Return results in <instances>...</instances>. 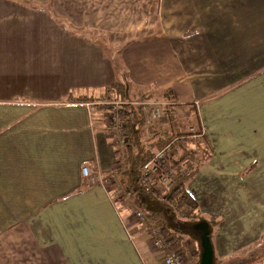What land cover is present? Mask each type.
I'll use <instances>...</instances> for the list:
<instances>
[{"label": "crops", "instance_id": "obj_1", "mask_svg": "<svg viewBox=\"0 0 264 264\" xmlns=\"http://www.w3.org/2000/svg\"><path fill=\"white\" fill-rule=\"evenodd\" d=\"M119 75L195 106L186 189L216 221V264L264 241V0H0V264H165L132 226L105 120L72 100ZM174 242L195 264L197 242Z\"/></svg>", "mask_w": 264, "mask_h": 264}, {"label": "trees", "instance_id": "obj_2", "mask_svg": "<svg viewBox=\"0 0 264 264\" xmlns=\"http://www.w3.org/2000/svg\"><path fill=\"white\" fill-rule=\"evenodd\" d=\"M119 63L117 59L114 60L116 71L122 73L123 69ZM109 89L112 94L122 100L138 98L140 103H145L144 101L150 98L146 93L133 89L125 75L117 76ZM91 99L92 96H79L74 101L88 102ZM133 107L134 111L129 116L125 127L127 146L116 152L117 158L122 160L113 173L117 176L122 189L130 191L131 195L128 199L133 209L143 213L144 220L141 224L147 229L157 226L165 227L178 243L184 237L197 242L199 250L195 264H199L203 252L201 224H206L207 236L211 244L216 221L213 218H204L198 213V206L186 189V184L195 173L200 158L191 147L193 142L195 143L190 138L191 133L188 134L183 130L182 123L195 124L201 131L196 108L189 104H166L162 115L155 119L150 118L140 105ZM168 142H173L175 147L171 164L180 166L184 163L188 175H177L167 184L166 197L160 199L154 193L146 191L145 185L141 182V171L143 165L153 157L155 152ZM177 147L180 148L181 153H178ZM183 211H186L184 217L180 215ZM216 263V258L212 255V264Z\"/></svg>", "mask_w": 264, "mask_h": 264}, {"label": "rangeland", "instance_id": "obj_3", "mask_svg": "<svg viewBox=\"0 0 264 264\" xmlns=\"http://www.w3.org/2000/svg\"><path fill=\"white\" fill-rule=\"evenodd\" d=\"M116 39H121V38L112 35V37H109V39L105 41L108 42L106 47L108 46L109 47L108 49H110V51L115 52V50L117 49V45L115 44ZM96 94L98 95L96 96L90 95L92 96V99L89 100L88 102H90V104L92 103L91 104L92 108L95 109L94 110L96 111L95 114H97L96 117H102L105 120V124L107 126L106 128L108 129V135H110L112 138L114 135L113 143L116 147V152H118V150L120 151L123 150L127 146L128 138L126 137V140L124 142H121L119 136H123V135L126 136L125 134L126 122L128 121L129 116L134 111L133 106L140 105L142 110L146 112L150 118L157 119L159 118L160 115H162L166 104H172V103L175 104L173 100H170L172 98L167 99L166 95L162 99H160V97L154 96L155 99L149 98L147 101H144L145 103H140L138 98H130L128 100H124V99L122 100L118 98L117 95L112 94L110 89L102 90L101 92ZM79 96H88V95H79ZM79 96L74 97L72 100H74L75 98L77 99ZM153 111L155 112V116L156 115L159 116L156 117L152 116L151 113ZM115 119H117L118 122L119 120H121L125 124L123 123L120 124L119 125L120 129H119L118 125L113 124ZM182 124L184 125L183 130L185 132H188V134L191 133L190 138L193 141H195V143L193 142V144H199L200 142H202L203 134L200 130H198V127L195 124L189 125L185 122ZM192 148L193 151H195L196 147L192 146ZM201 150L202 152H204L203 147ZM177 151L178 153H181L180 148H178ZM118 160L121 161L122 159H118ZM133 211L134 209H132V211L131 210L128 211L130 214L129 216H132V226L135 225L137 226V223L140 224L141 221L134 216ZM152 228L150 227V229H148V235H150V231ZM145 237H147L146 233H145ZM150 240L154 242L152 237H150ZM224 264H264V241L260 242L259 244H255L245 250H242L241 252L236 254L234 258L228 260Z\"/></svg>", "mask_w": 264, "mask_h": 264}, {"label": "built area", "instance_id": "obj_4", "mask_svg": "<svg viewBox=\"0 0 264 264\" xmlns=\"http://www.w3.org/2000/svg\"><path fill=\"white\" fill-rule=\"evenodd\" d=\"M152 116H155V112L151 113ZM125 124L121 120L119 122L117 119L114 121V125H118L120 129V124ZM116 129V128H115ZM121 142L126 140V136H119ZM175 147L173 142H168L163 147L155 152L153 157L147 161L141 171V182L145 185L147 192H152L156 195L155 190L161 188V191L157 193L160 199L165 198L166 196V186L172 180L176 178L177 175L186 176L188 175V170L186 169L184 163H181L180 166H174L171 164V159L174 157ZM83 177L92 181L96 178L97 172L94 166L85 165L81 169ZM125 196L130 197V191H125ZM134 216L139 219L141 222L144 220V215L140 210L134 209ZM150 237L154 240L153 244L155 247L165 253V264H181L180 252L175 248V242L170 233L165 227H153L150 231Z\"/></svg>", "mask_w": 264, "mask_h": 264}, {"label": "water", "instance_id": "obj_5", "mask_svg": "<svg viewBox=\"0 0 264 264\" xmlns=\"http://www.w3.org/2000/svg\"><path fill=\"white\" fill-rule=\"evenodd\" d=\"M201 230L203 252L199 264H212L213 250L209 238L207 236V228L205 223L201 224Z\"/></svg>", "mask_w": 264, "mask_h": 264}]
</instances>
